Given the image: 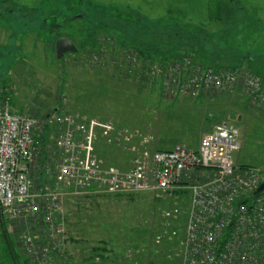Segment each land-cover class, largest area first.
<instances>
[{"label": "rangeland", "instance_id": "obj_1", "mask_svg": "<svg viewBox=\"0 0 264 264\" xmlns=\"http://www.w3.org/2000/svg\"><path fill=\"white\" fill-rule=\"evenodd\" d=\"M218 1L220 19L212 17L219 2L215 10L194 14L166 0H0V107L6 104L14 113L44 121L36 175L43 191L61 193L65 227L61 237L52 238L37 221L35 231L27 229L34 224L30 218L12 226L3 223L1 232L6 227L23 254L24 240L31 235L38 243L59 247L40 264H185L184 247L166 227L183 236L188 192L177 203L181 213L170 220L164 212L173 211L174 201L154 193L98 188L75 193L60 186L51 173L60 156L56 140L63 128L52 120L57 116L78 112L81 120L113 122L128 136L129 145L114 146L101 136L94 149L109 166L121 169L130 167L135 153L179 144L197 147L215 125L230 122L240 130L241 149L233 154L236 164L264 169V108L246 89L248 76L264 81L242 61L264 55V0ZM123 19L138 25L139 31H154L155 39L164 29L191 35L187 42L199 48L194 52L178 47V58L156 56L143 62L134 49L117 41L123 31L112 24ZM56 24L59 28L52 30ZM92 26L98 27L96 49L83 47L85 30ZM61 38L70 39L80 51L58 58L56 42ZM200 66L205 72H236L237 84L192 95L184 87L191 71ZM169 69L179 79L175 84ZM97 246L105 248L100 250L104 256L94 251ZM27 258V264H35Z\"/></svg>", "mask_w": 264, "mask_h": 264}, {"label": "built area", "instance_id": "obj_2", "mask_svg": "<svg viewBox=\"0 0 264 264\" xmlns=\"http://www.w3.org/2000/svg\"><path fill=\"white\" fill-rule=\"evenodd\" d=\"M171 70L175 84L179 79ZM212 71L205 72L201 66L191 71L186 91L196 95L233 89L237 84L236 72ZM248 77L247 91L264 108V83L257 76ZM79 117L74 112L52 119L58 121V129L63 126L56 140L60 156L51 172L57 184L75 193L96 188L108 193H154L174 201L173 211L164 212L166 219L181 213L177 203L188 192L183 236L166 227L170 237L184 247L185 264H264V193L254 194L264 182V169L236 164L233 154L241 149L236 125H215L197 147L179 144L169 150L135 153L130 167L121 169L100 159L95 143L102 136L114 146H128V136L111 121ZM43 130L41 118L14 113L6 104L0 107V232L3 223L12 226L28 218L34 224L27 229L35 231L37 221L52 238L61 237L65 230L60 218L61 193L43 191L36 175ZM45 170L50 172L49 167ZM24 246L35 264L48 262L59 249L53 242L38 243L31 235L26 236Z\"/></svg>", "mask_w": 264, "mask_h": 264}, {"label": "trees", "instance_id": "obj_3", "mask_svg": "<svg viewBox=\"0 0 264 264\" xmlns=\"http://www.w3.org/2000/svg\"><path fill=\"white\" fill-rule=\"evenodd\" d=\"M208 2V8L212 7V9L215 10L214 5H217L216 12L212 17L221 18V6L220 1L218 0H207ZM230 2L240 3V0H230ZM212 14V13H211ZM214 17V18H215ZM113 27L115 29L119 28L123 31V37L119 38L117 41L120 45L125 47H131L134 49L135 52L138 53V55L143 59L142 61L145 62V60L156 58H163V60L168 59H174L178 58L177 50L178 47L181 49L182 47L191 49L192 51L196 52V48H199V46L188 43L191 42V35L185 37L184 34H180V32L173 30V29H164V31H160L159 35L160 38L155 39L156 33L154 31H149L148 29H143V31H139L138 25L132 23L129 19H123L121 20H115L113 22ZM54 26H57L59 28V25H53L52 30H54ZM134 30V31H132ZM142 29V28H141ZM87 31V35L84 41V46L90 45L92 49H96L98 47V41L95 38L96 34L98 33V27L92 26L87 27L85 32ZM202 34H205L206 31L203 29ZM180 35H179V34ZM207 34V33H206ZM195 39H199L200 36L197 34L194 35ZM175 39H178L177 41H174ZM185 40V41H184ZM188 41V42H187ZM178 43V44H177ZM197 44V43H196ZM190 47V48H188ZM78 51H80L78 49ZM77 51V52H78ZM162 51H164L162 53ZM162 53V54H161ZM235 58H231L228 61V63H231ZM244 62L247 61L248 68L250 71H252L254 74L259 75L262 77V80L264 81V55H259L256 57H244ZM118 68V66H117ZM42 140V137H41ZM161 150H169V149H161ZM99 155V154H98ZM242 167H250L247 165H243ZM4 226L6 224H3ZM97 246L94 248V251L100 252L101 256H104L103 251L105 248H101ZM28 255L26 253H22L20 249L18 248L17 244L15 243V239L11 236V234L7 231V228H3V232L0 233V264H27L28 262ZM65 264H72V262L65 261Z\"/></svg>", "mask_w": 264, "mask_h": 264}, {"label": "crops", "instance_id": "obj_4", "mask_svg": "<svg viewBox=\"0 0 264 264\" xmlns=\"http://www.w3.org/2000/svg\"><path fill=\"white\" fill-rule=\"evenodd\" d=\"M170 6L186 9L190 13L204 14L208 9L207 0H166ZM254 8H256L254 6Z\"/></svg>", "mask_w": 264, "mask_h": 264}, {"label": "water", "instance_id": "obj_5", "mask_svg": "<svg viewBox=\"0 0 264 264\" xmlns=\"http://www.w3.org/2000/svg\"><path fill=\"white\" fill-rule=\"evenodd\" d=\"M76 51H77V47L70 39L61 38L57 40L56 52L58 58H62L65 55V53L76 52ZM260 193H264V182L256 189L254 194L257 195Z\"/></svg>", "mask_w": 264, "mask_h": 264}]
</instances>
